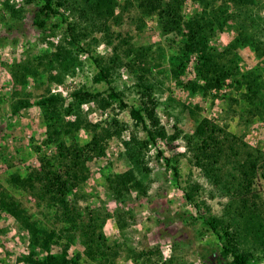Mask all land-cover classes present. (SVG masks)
I'll list each match as a JSON object with an SVG mask.
<instances>
[{
    "label": "trees",
    "instance_id": "obj_1",
    "mask_svg": "<svg viewBox=\"0 0 264 264\" xmlns=\"http://www.w3.org/2000/svg\"><path fill=\"white\" fill-rule=\"evenodd\" d=\"M188 1L200 4L202 10L185 18L182 11ZM30 5L36 7L33 25L38 30L46 31L47 22L59 18L64 35L57 45L50 46L53 49L50 54L43 52L11 65L14 83L25 86L30 77L40 83L47 75L49 85L62 84L65 77L76 75L83 65L79 56L87 54L97 68L93 83L106 85L107 92L91 93L78 88L70 94L67 105L63 98L50 94L49 88L38 97L36 106L45 127L43 145L54 147L55 153L42 155L38 170L12 174L8 183L37 205L54 209L53 218L60 228L41 227L0 184V212L26 232L31 246V251L19 256L15 264H116L123 251L125 258L135 264H159V251H136L131 247L124 215L115 214L121 242L108 244L103 233L108 218L105 210H81L77 205L83 196L75 189L88 180V163L103 158L105 147L112 139L120 140L122 157L130 166L127 171L108 178L115 200L121 201L131 192L146 196L152 174L150 146H156L158 141L169 144L181 139L186 153L180 157L186 158L226 198L219 215L203 218L204 225L222 244L221 257L230 260L228 264L264 262V210L254 189L257 178L264 180V154L249 148L228 131L226 124L219 126L207 118L198 123L192 134H184L175 126L169 135L157 111L160 72L154 74L155 69L161 68L164 49L137 46L131 34L113 30L127 20L140 33L145 21L155 17L161 35L166 39L172 37L168 40L172 44L177 39L180 42L177 54L169 61L172 76L181 77L189 57L196 53L199 83L188 82L184 88L205 98L213 91H216L213 97H219L224 87L241 92L239 98L225 99L230 113L237 116L240 113L241 117L244 114L248 125L250 117L264 118V15L258 10L256 0H123L121 3L118 0H22L21 6L7 1L2 10L11 20L20 21ZM230 22L236 26L237 35L222 50H217L211 42ZM55 29L57 24L53 26ZM100 45L110 49V54L93 56L92 52ZM247 49L263 67L242 71L239 51ZM121 69L134 78L139 107L128 106L123 94L114 87ZM27 97L28 94L22 99L14 93L11 104L14 115L29 107ZM241 103L243 113L237 110ZM89 104L101 112L112 110L114 116L93 124L88 112L83 110ZM115 109H128L132 124L120 122ZM80 130L91 132L90 141L83 146L75 139ZM139 131L144 133L143 138L139 137ZM126 133L127 139L123 138ZM157 153L159 157L162 155L160 151ZM177 165L176 158L166 160V168L173 169L174 177L178 175ZM200 195L199 184H187L185 201L198 210L204 206ZM75 235L79 236L84 250L68 257ZM55 245L60 247L57 255L51 253Z\"/></svg>",
    "mask_w": 264,
    "mask_h": 264
},
{
    "label": "rangeland",
    "instance_id": "obj_2",
    "mask_svg": "<svg viewBox=\"0 0 264 264\" xmlns=\"http://www.w3.org/2000/svg\"><path fill=\"white\" fill-rule=\"evenodd\" d=\"M22 5V0H0V184L9 195L18 200L31 214L33 219L43 228H60V224L53 218L54 209L37 203L29 196L14 190L8 183L14 173L24 175L27 170L39 169V159L42 155L51 156L55 153L54 147H45V127L42 122L40 109L36 106L38 97L49 88L50 94L64 99L67 105L70 94L78 88L91 93H106L107 86L96 85L92 81L97 68L87 54H81L79 60L82 67L75 76H67L62 84L48 83V76L44 75L40 83L29 78L25 86H18L10 74L9 67L15 63L26 61L43 52L50 54L54 45L62 40L64 25L59 18H51L46 25V31L38 30L33 25L35 5L26 7V13L20 21L11 20L2 10L5 2ZM119 3L123 0H118ZM258 10L264 15V0H256ZM202 7L198 3L188 1L183 7V16L200 13ZM58 29L53 30V26ZM113 30L131 34L137 46L161 47L165 57L161 61L158 78L161 86L158 87L156 97L159 100L158 115L161 123L169 135L173 134L175 126L184 134H192L202 119H210L217 125L226 124L228 131L242 139V142L251 149H257L264 154V118L250 117L249 124L245 125L247 117L239 113L238 116L230 113L227 107V96L239 98L241 92L224 87L219 97L214 98L216 91L205 98L200 93H191L184 88L188 82H197L198 55L193 53L181 77L174 78L170 73V58L177 54L179 40L174 44L165 38L157 25L155 17L145 21L142 32L137 33L135 26L125 20L120 27ZM237 35V28L228 23L224 31L214 38L211 45L222 50ZM51 44V45H50ZM52 46V47H50ZM110 49L104 45L98 46L92 55H108ZM242 71L261 67L252 51H239ZM263 67V66H262ZM263 72V71H262ZM264 73V72H263ZM52 72L51 75H53ZM114 87L123 94L124 102L128 106L139 107L134 91V78L125 70H120ZM24 99L29 95V107L14 115L11 104L14 93ZM26 98V99H27ZM243 103L237 107L243 113ZM83 110L88 112V118L93 124L107 121L114 116L112 110L101 112L92 105H84ZM120 122L131 125L128 109H115ZM139 137L144 133L139 131ZM128 134L123 135L127 139ZM76 142L83 146L91 139V132L80 130L75 134ZM158 151L161 152L159 157ZM186 153L183 140L175 142L158 141L156 146H150L149 166L152 169L151 184L146 196H139L131 192L123 200L117 201L113 197L108 184V178L115 174L127 171L130 166L122 157L123 146L120 140L112 139L105 147V155L101 159H94L88 163L89 178L76 191H80L77 205L81 210L100 208L105 210L107 220L103 233L108 244L121 242L122 236L115 214L124 215L125 231L129 234L130 245L136 251H159V264H228L230 260L221 257L222 244L214 234L204 225L203 218L210 215H219L221 204L226 202L218 190L210 184L201 173L190 166L186 158L180 157ZM176 158L178 161V175L174 177L173 169L166 168V160ZM197 183L201 187L200 199L204 206L198 210L185 201L184 194L187 184ZM259 200V206L264 210V180L257 178L254 183ZM82 194V195H81ZM72 200V195L69 196ZM81 240L75 235L68 252L72 257L74 252H83ZM31 251L28 236L8 215L0 212V264H15L19 256L27 255ZM51 253H60L59 246H53ZM123 251L116 264H135L125 258ZM44 254H40L43 257ZM85 262V261H83ZM85 264V263H82ZM260 264H264L261 262Z\"/></svg>",
    "mask_w": 264,
    "mask_h": 264
}]
</instances>
